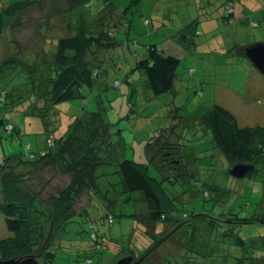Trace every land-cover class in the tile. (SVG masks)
I'll return each mask as SVG.
<instances>
[{
    "label": "rangeland",
    "instance_id": "obj_1",
    "mask_svg": "<svg viewBox=\"0 0 264 264\" xmlns=\"http://www.w3.org/2000/svg\"><path fill=\"white\" fill-rule=\"evenodd\" d=\"M17 1L0 0V11ZM31 1L29 6L14 15L20 22L19 27L7 29V41L6 35L0 40V61L12 53L18 61L41 57V52H48L57 38L73 33L72 24L76 19L71 16L68 0ZM196 2L88 0L82 10L86 13L90 33L101 34L103 19L115 18L111 41L115 47L106 52L105 45H102L103 49L94 60V64H101L102 74L98 76L94 89L90 93L85 91L83 101L78 99L68 105L70 114L64 116L62 121L66 125L72 115L100 111L110 128L112 148L122 155L121 159L147 164L152 177L176 191V217L182 219L192 212L207 216L231 214L236 218L234 234H224V230H219V233L212 234V238L209 236L218 244L213 243L200 251L193 248L190 253L176 246L171 254H159L161 264H234L235 257L232 255L240 257L254 253L258 257L262 255L264 259V220L250 221L253 216L259 219L264 217V170L257 166L254 175L242 179L229 176V163L218 151L211 149L210 135L201 127L199 119L217 104L228 110L241 127H264V76L256 69L252 71L248 61L237 56V51L242 47L262 39L257 35L264 31V19L256 26L250 23L251 19H245L243 23L238 21L248 15L243 11H252L249 4L254 3L250 0ZM231 8L235 10V23L227 26L224 21L229 17ZM250 17L258 21L255 13H251ZM183 30L190 38L188 42L180 41ZM150 44L180 60L173 93L153 97L143 86V76L136 64L139 58L144 57L146 46ZM189 69L192 70L191 74L188 73ZM65 107L67 103L56 108L62 110ZM16 125L24 131L20 134L22 142L19 143L18 138L3 141L7 155L24 153L26 145L32 143V138L38 137L37 132L41 128L40 121L32 117L25 121L18 120ZM13 130L11 127L7 132ZM161 132H164L163 139L177 144L178 150L175 148V151L197 154L201 169L199 182L208 186L206 197L201 188L192 182L178 180L170 186L165 179L168 172L157 164H148L145 146ZM32 146L35 148V143ZM114 170L116 167L112 163L99 168L97 182L101 192L96 195L83 194L75 205L78 213L91 207L95 199L97 209L94 216L104 217L108 213L113 216L112 224L95 226L99 241L103 240L109 247L105 255L111 258L114 256V247L109 243L111 240H125L131 235V244H135L139 237L142 238L140 234L144 224L141 215L145 212L143 204L125 200L126 195L119 194L113 200L110 193L105 194L107 182H114L117 176H101V173ZM15 173L22 175L18 185L32 194L41 193L40 199L43 201L69 181L68 175H61L58 170L42 165L17 169ZM115 200L111 210L107 209L105 205ZM91 211L89 208L88 212ZM74 220L80 223L79 218L75 217ZM196 220L192 219L193 222ZM82 227L87 229L86 224ZM11 236L0 212V239ZM82 237L85 243H89L86 234ZM170 243H177V238H172ZM168 244L165 243L164 247ZM170 248H166V251L173 249ZM158 252L164 253V250L161 248ZM137 253L142 254L141 251ZM152 260H156L155 257Z\"/></svg>",
    "mask_w": 264,
    "mask_h": 264
},
{
    "label": "trees",
    "instance_id": "obj_2",
    "mask_svg": "<svg viewBox=\"0 0 264 264\" xmlns=\"http://www.w3.org/2000/svg\"><path fill=\"white\" fill-rule=\"evenodd\" d=\"M87 1L68 0L71 16L76 19L71 27L73 33L57 38L48 52H41V57L18 61L12 53L0 61V212L7 231L12 234L9 238L0 239V259L34 255L41 264H112L123 254L131 253L138 264H161L159 254H171L176 246L189 253L193 248L200 251L217 243L209 238L213 233L224 230V234H234L232 231L236 218L231 214L207 216L191 212L182 219L176 217V191L165 187L160 179L152 177L147 164L121 159L122 155L112 148L110 128L100 111L86 112L83 114L85 116L73 115L68 124L62 123L58 105L85 99V91L90 93L94 89L103 71L101 64H94L97 53L103 49L102 45H105L106 52L115 47L111 43L115 18L103 19L101 34L90 33L89 24L85 20L86 13L82 10ZM250 1L254 3L249 4L252 11H243L248 15L239 19L240 23L250 19L251 13L264 11V0ZM31 3V0H18L0 11V40L6 35L7 41V29L19 27L20 22L14 15ZM234 11L231 8L229 17L224 21L225 25L235 23ZM250 23L257 25L254 20ZM179 37L180 41L188 42L190 39L184 30ZM179 64L180 60L176 56L166 54L162 48L150 44L146 46L144 57L138 59L136 68L143 76L144 88L153 97H158L174 92ZM188 73L191 74L192 70L189 69ZM15 113H19L25 120L32 117L40 121L37 138L44 137L42 148L36 146L35 149L32 144H27L24 153L6 154L3 141L18 138L21 143L20 134L24 132L11 119L10 114ZM199 119L201 127L210 135L211 149L219 152L229 163V168L236 164L254 166V170L246 176L254 175L257 166L264 170L263 126L241 127L228 110L217 104ZM7 126L14 130L7 132ZM163 133L145 146L148 164L163 167L168 172L165 179L170 186L178 180L192 182L201 188L206 197L208 186L199 182L201 169L197 154L175 151V148L178 150L177 144L163 139ZM151 148L153 151L149 153ZM103 154L105 157H102ZM111 163L116 170L101 173V176L117 177L114 182H107L105 194L110 193L113 200L123 194L126 195L125 200L136 201L145 207L141 215L144 229L140 234L144 239L139 237L135 244H131V235L125 240H111L110 246L114 247L112 258L105 255L109 247L103 240L99 241L95 226L112 224L113 216L110 213L104 217L94 216L97 209L95 199L90 202L91 207L78 213L75 211L76 202L83 194L96 195L101 192L97 182L98 169ZM38 165L69 176L68 183L44 201L40 199L41 193L38 195L24 191L18 185L22 175L15 173L17 169L36 168ZM135 194L137 196L134 199ZM115 203L116 200L105 206L111 210ZM89 208L91 212H88ZM75 217L79 218L80 223L74 220ZM192 219L197 220L193 222ZM262 220L264 217L259 219L253 216L250 219L255 222ZM83 224L87 225V229L82 227ZM84 234L89 243L83 240ZM172 238H177V243H170ZM123 243L126 245L123 246ZM165 243H169L168 246L173 249L166 251L169 247H164ZM161 248L164 253L158 252ZM232 256L235 257L234 264H264L262 255L258 257L255 253ZM153 257L156 260H152Z\"/></svg>",
    "mask_w": 264,
    "mask_h": 264
},
{
    "label": "water",
    "instance_id": "obj_3",
    "mask_svg": "<svg viewBox=\"0 0 264 264\" xmlns=\"http://www.w3.org/2000/svg\"><path fill=\"white\" fill-rule=\"evenodd\" d=\"M239 53L247 61H249L253 67L264 76V43L257 42L243 47ZM254 170V166L246 164H236L228 169V175L242 179L247 174ZM0 264H41L38 257L34 255H20L8 260H0ZM112 264H138L135 261V257L131 253L123 254L118 257Z\"/></svg>",
    "mask_w": 264,
    "mask_h": 264
},
{
    "label": "crops",
    "instance_id": "obj_4",
    "mask_svg": "<svg viewBox=\"0 0 264 264\" xmlns=\"http://www.w3.org/2000/svg\"><path fill=\"white\" fill-rule=\"evenodd\" d=\"M255 16H257V18H258V21H257V19L256 18H254V17H250V19L251 20H254V21H257V25L261 22V20H263L264 19V11H258V12H256L255 13ZM256 19V20H255ZM245 21V20H244ZM258 28H260V27H258ZM257 37H262V39H258L259 41L258 42H261V43H264V31L263 32H260L258 35H257ZM257 43V42H256ZM248 46V45H247ZM245 47V46H244ZM243 48V47H242ZM237 56H239L240 58H242V59H245L244 57H242L241 56V54L239 53V51H237ZM245 61H247V60H245ZM248 63L250 64V68H251V70L253 71V70H255V68L253 67V65L248 61ZM257 71V70H256ZM68 105L69 104H67V107H65L64 109H62V110H59L58 111V113H60V117H61V121L63 120V118H64V116H66V115H68L69 116V114H70V108L68 107ZM64 114V115H63ZM10 116V115H9ZM73 116V115H72ZM11 119L12 120H14V121H18V120H24L25 121V118H21V115L19 114V113H15V114H11ZM62 123H63V121H62ZM32 143H35V146H37L38 148H42V145H43V143H44V137H40V138H32ZM22 142V141H21ZM31 142L30 143H28V144H32ZM147 155V154H146ZM147 157H148V155H147Z\"/></svg>",
    "mask_w": 264,
    "mask_h": 264
},
{
    "label": "built area",
    "instance_id": "obj_5",
    "mask_svg": "<svg viewBox=\"0 0 264 264\" xmlns=\"http://www.w3.org/2000/svg\"><path fill=\"white\" fill-rule=\"evenodd\" d=\"M8 128L11 129V126H7V127H6V130H8Z\"/></svg>",
    "mask_w": 264,
    "mask_h": 264
}]
</instances>
